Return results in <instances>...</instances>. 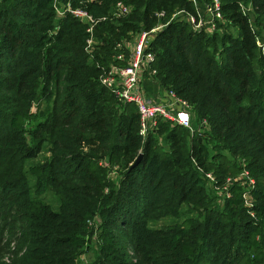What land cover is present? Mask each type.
Wrapping results in <instances>:
<instances>
[{
	"label": "trees",
	"instance_id": "obj_1",
	"mask_svg": "<svg viewBox=\"0 0 264 264\" xmlns=\"http://www.w3.org/2000/svg\"><path fill=\"white\" fill-rule=\"evenodd\" d=\"M61 1L106 17L91 52L87 24L59 18L56 0H0V227L23 220L17 264H81L95 235L94 264H264V0H220L224 20L213 33L173 18L199 17L192 0ZM119 1L131 10L116 18ZM160 25L148 47L153 79L207 121L203 140L163 119L144 139L136 105L101 83L111 64L126 63L119 43ZM44 148L49 157L29 168L33 191L27 163ZM245 170L257 182L255 216L237 181L223 207L207 185V173L221 187ZM184 206L182 222L148 227L151 216L177 219ZM126 226L137 261L118 232Z\"/></svg>",
	"mask_w": 264,
	"mask_h": 264
},
{
	"label": "built area",
	"instance_id": "obj_2",
	"mask_svg": "<svg viewBox=\"0 0 264 264\" xmlns=\"http://www.w3.org/2000/svg\"><path fill=\"white\" fill-rule=\"evenodd\" d=\"M197 4L198 0H192ZM64 7H60L56 0L55 9L59 18L70 13L74 17L80 19L87 24V32L89 38L87 40V51L91 52L93 45L95 44L94 31L96 25L101 20H105L106 17L100 19L93 16L86 9L82 7H74L71 2L64 4ZM207 11L210 16L202 15L198 6L199 17H196L192 13L186 10L177 11L173 18L183 19L189 23L195 31H210L217 30V23L224 20V16L221 8L220 0H212L207 3ZM130 7L119 1L113 11V16L120 18L126 16L130 12ZM161 16L164 13L160 14ZM165 25H160L150 32L143 31L136 42H134L129 49V56L127 57L125 52L119 53L116 58L118 60L125 61V64H111V66L101 76V83L112 90L115 96L122 102L133 103L136 105L140 116V134L146 137L150 131L157 126L158 119L170 120L173 123L179 124L191 131L193 135L202 133L207 127V121L196 122V114L192 104L187 100L180 98L174 91H169L167 99L163 100H151L147 97L143 91L141 81L145 73L150 74V78L153 79L157 70L153 67L155 62V55L152 51L148 50L149 40L151 35L162 29ZM118 48L126 47L124 43H119ZM194 121L197 126L194 125ZM207 178L214 180L215 175L210 172L206 174ZM233 181H237L243 186V199L244 204L248 208L250 215L255 216V211L252 209L254 206L253 191L256 187V179L248 170L233 180L228 179L226 185L221 186L227 193V197H230L228 187Z\"/></svg>",
	"mask_w": 264,
	"mask_h": 264
},
{
	"label": "rangeland",
	"instance_id": "obj_3",
	"mask_svg": "<svg viewBox=\"0 0 264 264\" xmlns=\"http://www.w3.org/2000/svg\"><path fill=\"white\" fill-rule=\"evenodd\" d=\"M69 1V0H68ZM67 3V2H66ZM58 4L60 7H64L65 3L62 2L61 0H58ZM197 6H201L200 7V11L202 13V15L207 16L205 19H207L210 16V13L207 11V1L206 0H198L197 1ZM248 9L252 11L253 6L252 4L248 5ZM208 33H213L210 31H206ZM220 32V31H219ZM139 37V36H138ZM138 37L135 40H125L123 43L125 44V46L127 47L128 52L129 49H131L132 43L136 42L138 40ZM144 76V75H143ZM146 76V73H145ZM39 103H35L34 107L37 108ZM198 122V121H196ZM196 122L194 121V125L197 126ZM208 130V127L205 129ZM204 130V131H205ZM204 131L202 133H198L193 135L191 133V135L196 136L198 138H200L201 140H203V138L205 137L204 135ZM145 139V137H144ZM161 142L165 144V141L163 139H161ZM209 147L210 149L212 148V144L209 143ZM50 153L48 152L47 148H44L42 153L34 158V159H30L27 163V175L29 177V182H30V186L33 187V191L36 190V178L35 176L29 171V168L34 165V164H40L43 163L48 157H49ZM119 176L117 170H115L114 172L111 173V177L112 178H117ZM216 177V176H215ZM214 180L207 178L208 180V187L210 191V196L211 198L214 200V202L216 201V203L218 204L219 207H223L225 200L227 198V193L226 191H224L222 188L219 187V183L218 185L216 183H214V181L218 182V179L216 178ZM42 197L45 198L48 202H51L53 204H55L56 199H57V195L52 191V190H46L43 194ZM191 207V206H189ZM184 212V213H183ZM188 212V206H184L182 209V215L180 217H178L177 219H175L174 217H161V216H157L156 218H153V216H151L148 220V227L152 228V229H158L161 228L162 226L166 225V224H170L173 222H182L183 219L185 218V216L187 215L186 213ZM198 213L197 212H193V216H197ZM23 220H18L17 225L18 227H14V226H7L4 225L3 228L0 227V232L3 231V241H2V247L3 250L1 252L0 255V264H17L19 263L20 258L23 256V254L26 251V248H22L20 249L18 247V242L16 241V237H15V233H17L18 229L21 226V222ZM2 222V220L0 219V223ZM132 231V227H124L123 230H120L118 232H120V237L122 238V240H124L123 242H125V244L127 245V249L129 251V253L133 256V260L137 261L139 259V255L137 254V251H135L134 248V239L131 238L129 236V233H131ZM10 237V238H9ZM8 240H12L11 244L8 245ZM85 253L82 254L80 260H81V264H94L95 262V258L97 256L98 253V238L97 235H95L94 237H91L88 239V243L87 246L85 248Z\"/></svg>",
	"mask_w": 264,
	"mask_h": 264
},
{
	"label": "crops",
	"instance_id": "obj_4",
	"mask_svg": "<svg viewBox=\"0 0 264 264\" xmlns=\"http://www.w3.org/2000/svg\"><path fill=\"white\" fill-rule=\"evenodd\" d=\"M200 7H199V10H200ZM141 85H142L143 91L146 93L149 99L151 100L167 99L168 92L165 91L161 87V85L157 83L154 79L152 80L150 77H147V75L145 76V74L142 77Z\"/></svg>",
	"mask_w": 264,
	"mask_h": 264
},
{
	"label": "water",
	"instance_id": "obj_5",
	"mask_svg": "<svg viewBox=\"0 0 264 264\" xmlns=\"http://www.w3.org/2000/svg\"><path fill=\"white\" fill-rule=\"evenodd\" d=\"M200 140H201V139H200ZM142 157H143V154L140 153L139 156H138V158L136 159L135 163L133 164V167H135L136 165L139 164V162L141 161Z\"/></svg>",
	"mask_w": 264,
	"mask_h": 264
}]
</instances>
